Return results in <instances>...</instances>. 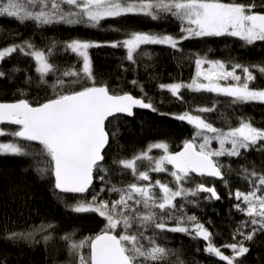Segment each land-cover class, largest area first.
I'll return each mask as SVG.
<instances>
[{"label": "snow or ice", "instance_id": "obj_1", "mask_svg": "<svg viewBox=\"0 0 264 264\" xmlns=\"http://www.w3.org/2000/svg\"><path fill=\"white\" fill-rule=\"evenodd\" d=\"M130 14L151 20L175 18L180 22V35L133 31L126 32L122 40L104 43L73 39L58 45L53 40L45 48H37L31 39H25L0 47V64L14 54H20L34 61L39 83L48 84L46 78L55 77L49 85L54 98L42 104L33 106L26 99L0 102V125H4L0 127V137H12L8 142L0 141V156L46 158L43 160L45 166L37 171L42 176L54 177L58 196L87 193L93 186L94 172L108 173L103 153L111 146L110 138L119 135V129L111 133L107 130L106 122L110 123V118L116 119L117 114L133 116L137 107L158 111L146 94L141 97L129 92L116 94L106 84L97 85L90 49L123 48L125 59L136 64L139 57L150 55L143 51L142 46L147 45H166L182 52L179 45L183 41L203 37H236L249 46L264 42V0L259 4L256 0L248 4L236 0H0V18H12L21 24L31 21L37 27L82 24L99 28L108 18ZM112 30L120 31L118 28ZM58 46L75 54L77 65L61 70L51 62ZM194 63L196 74L191 83L174 82L159 87L181 103L184 102L181 89L223 94L231 98L233 104L264 103V88L250 87L258 76L264 78V62L258 65L226 64L197 55ZM204 65H208L206 70ZM238 69L242 75L237 74ZM12 71L20 69L13 68ZM7 75L6 71L0 70V78ZM201 78L206 83L200 82ZM229 79L236 83L227 86L220 83ZM31 80V76L27 77L29 83ZM131 83L143 91L139 81L132 80ZM195 111L199 114L193 115L192 110L174 114L175 119L186 121L195 129L193 138L185 140L180 151L170 152L166 142H154L131 158L113 161L122 172H130L133 177V182L123 186L110 184L104 175L99 176L102 183L110 184L100 191L115 193L118 199L103 200L93 191L90 200L82 197L74 204L66 202L65 206L74 213H95L106 221L101 232L94 236L78 241L70 233L60 237L67 243L74 264H185L175 249L158 242L166 232L202 239L206 242L203 251L209 258L225 264H240L250 252L248 244L258 234H264V172H257L254 166L251 170L242 167L241 178L248 183L249 190L233 192L226 178V170L231 171V168L219 158H238L244 151L264 152V128H257L251 120L243 118L236 127L216 128L203 116L215 111L214 106ZM11 125L16 129L10 130ZM213 141L218 142V148L212 147ZM32 142L39 143V152L29 151ZM153 149L163 150L162 154L151 155ZM164 172L171 176L170 183L152 180L151 173ZM194 176L219 179L228 189V197L235 201L232 208L244 218L236 222L232 243L215 245L213 233L197 216L184 210L186 204L199 207L201 194L206 201L222 199L214 184L185 187ZM148 230L152 235H146ZM54 231L52 223H41L30 231L10 232L0 238L39 243L36 237L40 235L47 244ZM223 249L232 254L226 255ZM173 256L175 261L171 260ZM0 264H7V261L0 259Z\"/></svg>", "mask_w": 264, "mask_h": 264}, {"label": "trees", "instance_id": "obj_2", "mask_svg": "<svg viewBox=\"0 0 264 264\" xmlns=\"http://www.w3.org/2000/svg\"><path fill=\"white\" fill-rule=\"evenodd\" d=\"M236 2L248 4L251 0H236ZM259 2L260 0H256L257 4ZM113 28H118L120 31L114 32ZM133 31L171 34L178 37L180 22L170 16L161 20H151L130 14L121 18H108L101 22L99 28H89L82 24H52L37 27L31 21L21 24L12 18H0V47L19 43L25 39H31L37 48H45L53 40L58 42V45L73 39L104 43L122 40L126 32ZM142 47L143 51L150 55L139 57L136 64H131L125 59L126 50L123 48L105 46L89 50L97 85L106 84L110 91L116 94L130 92L137 97L146 94L158 109L157 112L150 109H135L132 117L117 115L116 119L110 118V123L106 122L107 130L111 133L119 129V135L110 138L111 146L106 147L103 153L104 164L109 169L108 173L94 172L93 186L89 192L58 196V190L54 189V177L42 176L37 171V168L45 166L43 160L46 158L0 156V237L10 232L30 231L41 223L50 222L55 226L53 238L47 244L40 235L36 237L39 243L24 240L7 241L0 238V259H5L7 264H74L67 243L60 237L70 233L73 234V239L78 241L84 237L94 236L101 232L106 221L95 213H74L65 206L66 202L74 204L82 197L90 200L93 191L99 193L100 199L116 200L118 196L115 193L110 194L107 190L101 192L100 189H107L110 184L123 186L133 182V177L130 172H122L113 161L131 158L133 154L154 142H166L169 151H175L185 140H191L195 131L194 126L175 119L174 114L192 110V114L196 115L199 113L195 109L214 106L215 111L204 113L203 116L216 128L227 130L229 127H236L242 118L251 120L257 128H264V103L233 104L231 98L223 94L193 92L187 89H181L184 101L181 103L166 89L162 90L159 87L160 84L174 82L187 84L195 75L194 61L197 55L207 56L209 60L223 61L226 64H261L264 62V42H256L249 46L239 38L223 36L183 41L179 45L183 49L182 52H176L166 45ZM51 62L64 70L77 65V57L58 46ZM13 68H18L20 71L13 72ZM0 70L8 73L6 78H0V101L26 99L33 105H38L54 98L53 89L49 85L55 77H47L48 84L39 83L33 60L14 54L10 60L0 64ZM237 74L242 75L239 69ZM29 76L32 77L30 83L27 81ZM132 80L139 81L143 85V91L139 87H134ZM223 82L236 83L231 79ZM250 87L264 88V78L258 76ZM9 128L15 130L16 126L11 125ZM11 139L12 137L8 136L0 137V141L3 142ZM196 142L199 143V140ZM212 147L218 148V142L213 141ZM40 148L38 142H32L29 151L39 152ZM162 151L153 149L151 155L159 156ZM219 159L221 163L231 168V171L226 170V178L228 187L233 192L236 189L244 192L249 190L248 183L241 178L242 167L251 170L254 166L257 172H264V152L261 151H244L238 158L220 157ZM167 167L171 170L170 165ZM140 170L143 171L144 168L141 167ZM101 175H104L105 180L110 181V184L102 183L99 179ZM151 178L153 181L169 183L172 180L167 172L151 173ZM198 183L208 186L214 184L222 199L206 201L201 194L199 207L186 204L184 210L189 215L197 216L199 221L213 233L215 245L232 243L236 222L244 218L232 208L235 201L228 197V189L218 179L194 176L193 181L185 184V187H194ZM117 231L119 232L120 229ZM146 235H152V231L148 230ZM158 242L175 249L185 264H225L209 258L203 251L205 241L194 240L183 233L166 232L164 238H160ZM248 246L251 250L240 264H264V234H258ZM223 250L226 255L232 254L230 250ZM84 251L87 252V249ZM175 259V256L171 257L172 261Z\"/></svg>", "mask_w": 264, "mask_h": 264}, {"label": "water", "instance_id": "obj_3", "mask_svg": "<svg viewBox=\"0 0 264 264\" xmlns=\"http://www.w3.org/2000/svg\"><path fill=\"white\" fill-rule=\"evenodd\" d=\"M130 93V92H129ZM120 94H122V93H120ZM132 94V93H131ZM133 95V94H132ZM133 96H135V95H133ZM137 97V96H136ZM20 100V99H19ZM15 101H17V100H14V101H0V102H8V103H11V102H15ZM44 102H46V101H44ZM43 102V103H44ZM42 104V103H41ZM33 106H36V105H33ZM135 109H141V108H134V110ZM133 110V111H134ZM117 115H124V116H127V117H132V116H128L127 114H117ZM183 146V145H182ZM182 146L179 148V149H177V150H175V151H170V152H177V151H180L181 149H182ZM219 180V179H218ZM93 181H94V179H93ZM55 182V181H54ZM71 194H75V193H71ZM209 230V229H208ZM210 231V230H209ZM100 233V232H99ZM202 240V239H201Z\"/></svg>", "mask_w": 264, "mask_h": 264}, {"label": "rangeland", "instance_id": "obj_4", "mask_svg": "<svg viewBox=\"0 0 264 264\" xmlns=\"http://www.w3.org/2000/svg\"><path fill=\"white\" fill-rule=\"evenodd\" d=\"M207 67H208V65H204L205 70L207 69ZM195 74H196V72H195ZM194 76H195V75H194ZM194 76H193V78H194ZM193 78H192V79H193ZM192 79H191L187 84L191 83ZM200 82L206 83V81H204L203 78H201ZM220 83H221L222 85H225V86L228 85V83H224L223 81H221ZM161 154H162V153H161ZM161 154H160V155H161Z\"/></svg>", "mask_w": 264, "mask_h": 264}]
</instances>
